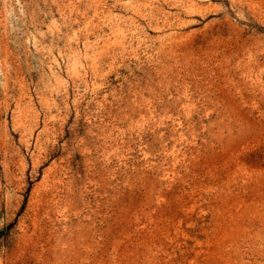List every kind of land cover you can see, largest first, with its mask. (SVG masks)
I'll list each match as a JSON object with an SVG mask.
<instances>
[{
	"label": "rangeland",
	"instance_id": "obj_1",
	"mask_svg": "<svg viewBox=\"0 0 264 264\" xmlns=\"http://www.w3.org/2000/svg\"><path fill=\"white\" fill-rule=\"evenodd\" d=\"M0 264H264V0H0Z\"/></svg>",
	"mask_w": 264,
	"mask_h": 264
}]
</instances>
